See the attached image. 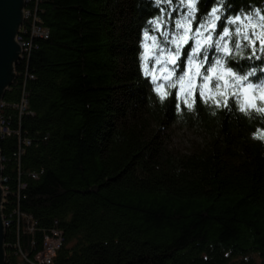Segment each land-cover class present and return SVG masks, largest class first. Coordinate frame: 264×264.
Masks as SVG:
<instances>
[{
  "label": "trees",
  "instance_id": "trees-1",
  "mask_svg": "<svg viewBox=\"0 0 264 264\" xmlns=\"http://www.w3.org/2000/svg\"><path fill=\"white\" fill-rule=\"evenodd\" d=\"M31 5L49 37L33 43L3 95L21 104L26 93L33 114L20 124L18 109L7 108L13 132L0 138L10 189L3 209L20 214L4 230L1 264H30L55 227L65 241L53 264H264V141L255 135L264 113L247 107L249 93L264 108V0H197L193 30L217 7L212 38L227 27L231 53L215 43L202 49L191 110L184 100L193 97L175 94L195 31L176 65H155L159 50L174 52L171 40L183 32L176 27L188 12L182 0ZM145 31L159 45L146 61L149 72L174 73L157 80L164 101L141 67L142 45L152 46ZM217 60L247 78L226 76L228 108L199 98ZM217 83L213 77L212 93ZM183 134L189 138L178 146L173 137Z\"/></svg>",
  "mask_w": 264,
  "mask_h": 264
},
{
  "label": "snow or ice",
  "instance_id": "snow-or-ice-1",
  "mask_svg": "<svg viewBox=\"0 0 264 264\" xmlns=\"http://www.w3.org/2000/svg\"><path fill=\"white\" fill-rule=\"evenodd\" d=\"M157 2H159V0H157ZM165 2L170 3L171 0H165ZM182 3H186L188 12L186 17L176 22V27L178 29L182 28L183 32L180 35L174 36L171 40V43L175 45V51H165L161 48L159 50V55L155 56V65H176L181 56L182 45L189 44L190 39H192V19L194 18V13L196 12L197 0H182ZM218 11L219 9L217 7H213L211 9V16L208 22L206 24H201L198 28L195 29V46L191 48V55H189L187 58V71H184L183 75H180L179 79L177 80V84L179 85V92L175 95L179 96L180 94H184L186 97H193V101L191 103L187 99L184 100V104L189 110H191L195 104V92L197 88L196 81L197 78L200 77L201 69L203 67V64L201 62H198L195 57L202 52L203 48L211 47L213 43H215L216 49L223 52L225 55H229L231 53V49L228 45V42L226 39H224L229 36V29L227 27L223 28L221 39L216 40L215 42L213 41L211 32L209 31L214 30L216 28V22L220 19V17L217 15ZM240 19L241 18L237 16L231 22L236 23ZM261 19H264V17H261ZM157 27H159V25H157ZM237 31L239 32L240 30L237 29ZM206 32L208 34H205ZM143 36L146 40L150 39L152 41V46L150 48L148 44L142 45V47L144 48V52L141 58L144 63H142L141 67L144 70V75L150 76L153 84H155V88L153 90L158 95L159 99L161 101H164L168 96V93L165 91L164 85L157 83V80L162 79L168 81L172 78L174 73L167 67L159 68L160 76H157V69L155 67H153L151 72H149L146 61L150 57L154 56L152 49L159 48V45L157 43V38L155 36L149 37L147 31L143 33ZM259 38L261 39V43L264 44V34H261ZM237 47H239V45H237ZM205 60H207V57H205ZM226 76L233 77L237 82L244 81L247 79L244 76L237 75L231 68H225L222 62L220 60H217L216 63L212 65V67L207 69V75L203 76V84L199 86V98L205 103H207L209 99H212L216 107L228 108V88L230 87V84L229 81L226 79ZM213 77H215L218 81H223V84L217 83L215 85V93H212L210 90V82ZM172 86L175 87V85ZM251 87L252 85H248V88ZM254 99V97L247 98V107H252L257 112L264 113V108H258L255 106V104L253 103ZM260 99L264 100V93L261 94ZM239 110L242 113L245 112L246 106L241 105ZM256 138L264 141V132H259Z\"/></svg>",
  "mask_w": 264,
  "mask_h": 264
},
{
  "label": "built area",
  "instance_id": "built-area-1",
  "mask_svg": "<svg viewBox=\"0 0 264 264\" xmlns=\"http://www.w3.org/2000/svg\"><path fill=\"white\" fill-rule=\"evenodd\" d=\"M35 2V0H25L24 1V8L22 10L23 14V22L19 26L18 33L15 36V41L20 46V54L17 63L15 64V67L23 60L26 59V57L29 56V52L32 49L33 43H35L38 40L41 39H47L49 37V31L41 24L40 16L37 10L33 11L31 9V4ZM30 39V41H28ZM37 48V46H35ZM9 88V87H8ZM25 90V89H24ZM27 94L23 93L21 104H9L3 99L0 102V138H4L6 135L12 134V129L8 126V114L6 113L7 108L12 109H18V114L20 118V124H21V118L23 115L27 114H33L29 110V102L27 101ZM21 126V125H20ZM21 135V132H20ZM22 145H28L29 142L26 141V139L21 141ZM22 145L19 146L21 154L24 152V149H22ZM1 154V153H0ZM4 159L0 155V162H1V178H0V188H1V194H2V205H1V211L2 212V220L4 224V228L10 227L15 220H20V214L17 209H14V211L5 212V201H7V198L10 195V189L7 185V177L3 176V170L5 169V164H3ZM36 177V175H33ZM26 186V184H25ZM31 221V217L27 218V221ZM31 230L34 229V224ZM64 234L63 232L55 227L51 231H49L43 241V249L39 251L33 261H30V264H53V259L57 255L58 250L61 249V247L64 244ZM21 264V263H20Z\"/></svg>",
  "mask_w": 264,
  "mask_h": 264
},
{
  "label": "water",
  "instance_id": "water-1",
  "mask_svg": "<svg viewBox=\"0 0 264 264\" xmlns=\"http://www.w3.org/2000/svg\"><path fill=\"white\" fill-rule=\"evenodd\" d=\"M25 0H0V102L5 89L12 83L15 64L20 54V46L15 41L19 26L23 22ZM1 155V154H0ZM0 162V178H1ZM1 181V180H0ZM2 194L0 188V264L4 255V224L1 213Z\"/></svg>",
  "mask_w": 264,
  "mask_h": 264
},
{
  "label": "rangeland",
  "instance_id": "rangeland-1",
  "mask_svg": "<svg viewBox=\"0 0 264 264\" xmlns=\"http://www.w3.org/2000/svg\"><path fill=\"white\" fill-rule=\"evenodd\" d=\"M216 29V28H215ZM215 29L214 30H209L210 32H211V35L213 36V32L215 31ZM192 31H195V30H193V27H192ZM205 34H208L207 32L205 33ZM194 36H195V38H196V32L194 33ZM190 43V42H189ZM184 46V45H183ZM187 47V46H186ZM185 47V48H186ZM183 49H184V47H183ZM198 56V55H197ZM197 56L195 57V59L197 60ZM248 97L249 98H251V95L248 93ZM259 132H264V129H259V130H257L256 132H255V135L257 136V134L259 133ZM176 136V135H175ZM173 137V140L176 142V144L178 145V146H181L182 144H183V141H182V137L184 138V137H187V138H189L188 136H186V135H180V136H177V137ZM188 148V147H187ZM8 228V227H7ZM63 247V246H62ZM61 247V248H62Z\"/></svg>",
  "mask_w": 264,
  "mask_h": 264
},
{
  "label": "clouds",
  "instance_id": "clouds-1",
  "mask_svg": "<svg viewBox=\"0 0 264 264\" xmlns=\"http://www.w3.org/2000/svg\"><path fill=\"white\" fill-rule=\"evenodd\" d=\"M258 14V13H257Z\"/></svg>",
  "mask_w": 264,
  "mask_h": 264
}]
</instances>
